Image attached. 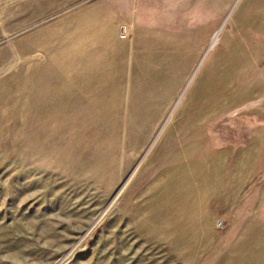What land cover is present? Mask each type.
<instances>
[{
	"label": "rangeland",
	"instance_id": "rangeland-1",
	"mask_svg": "<svg viewBox=\"0 0 264 264\" xmlns=\"http://www.w3.org/2000/svg\"><path fill=\"white\" fill-rule=\"evenodd\" d=\"M149 4L0 0V264H264V0Z\"/></svg>",
	"mask_w": 264,
	"mask_h": 264
},
{
	"label": "crops",
	"instance_id": "crops-1",
	"mask_svg": "<svg viewBox=\"0 0 264 264\" xmlns=\"http://www.w3.org/2000/svg\"><path fill=\"white\" fill-rule=\"evenodd\" d=\"M149 3H150V2H149ZM149 7H150V4H149V5H146V0H145V9L149 10V9H148ZM135 17H136V18L140 17V14L138 15V14L136 13ZM142 17L145 19V18L147 17V12L144 13V15H143ZM136 18H135V21H136ZM136 22H137V21H136ZM137 23L141 24V22H137Z\"/></svg>",
	"mask_w": 264,
	"mask_h": 264
},
{
	"label": "bare ground",
	"instance_id": "bare-ground-1",
	"mask_svg": "<svg viewBox=\"0 0 264 264\" xmlns=\"http://www.w3.org/2000/svg\"><path fill=\"white\" fill-rule=\"evenodd\" d=\"M216 35V34H215ZM214 41H215V36H214V38H213V40H212V43H214ZM89 73H92L90 70L88 71Z\"/></svg>",
	"mask_w": 264,
	"mask_h": 264
},
{
	"label": "built area",
	"instance_id": "built-area-1",
	"mask_svg": "<svg viewBox=\"0 0 264 264\" xmlns=\"http://www.w3.org/2000/svg\"><path fill=\"white\" fill-rule=\"evenodd\" d=\"M218 226H221V223H219Z\"/></svg>",
	"mask_w": 264,
	"mask_h": 264
}]
</instances>
